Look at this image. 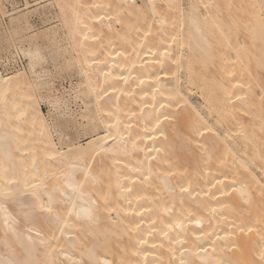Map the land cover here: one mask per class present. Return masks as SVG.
Masks as SVG:
<instances>
[{
  "label": "bare ground",
  "instance_id": "bare-ground-1",
  "mask_svg": "<svg viewBox=\"0 0 264 264\" xmlns=\"http://www.w3.org/2000/svg\"><path fill=\"white\" fill-rule=\"evenodd\" d=\"M54 1L59 23L36 33L35 9L9 18L27 63L0 70V264H264L263 12ZM39 37L92 92L82 144L67 100L39 91Z\"/></svg>",
  "mask_w": 264,
  "mask_h": 264
},
{
  "label": "rangeland",
  "instance_id": "rangeland-1",
  "mask_svg": "<svg viewBox=\"0 0 264 264\" xmlns=\"http://www.w3.org/2000/svg\"><path fill=\"white\" fill-rule=\"evenodd\" d=\"M0 1L2 4V8L5 12V15L3 16L0 15V70L2 72L3 71L2 65L7 64V61L10 58L17 59L18 62H21L25 66L27 63V60L21 54L17 53L18 51L15 49L16 46L12 44L13 42L16 41L15 38L18 37L17 36L18 34L15 35L11 33L10 31L11 29L9 28V22H10L9 18L12 16H16L18 14L30 12L35 9L33 13H31V15H29L28 17L30 23L33 25V29H30L29 31V34H32L48 26H52L59 23L58 21L59 18L56 17L57 14L59 13V10L54 0H0ZM190 1L191 0H178V2L182 3L183 6H188L191 3ZM193 1L196 2V0ZM247 1L248 4L249 2L255 3L258 6V9L261 10V13L262 12L264 13V5L260 2H257L259 0H246V2ZM137 2L141 8H144L146 5L145 0H137ZM224 13H225L224 15H226V12ZM263 13L262 15L264 16ZM242 19L244 21L245 17H243ZM17 31H19V29ZM20 35L22 36L23 34ZM217 35L219 34L217 33ZM217 35L216 37L215 36L214 37L217 38L218 37ZM38 43L41 44L42 46H45L43 48L48 55L53 56V60L51 62L44 64L45 74L43 75V77L45 78L46 85H43L44 89L42 90L40 89L39 91H43L44 93L46 92L47 95L60 96L63 97L64 100H67L68 108H70V111L73 114L77 115L78 130L81 133L80 136L78 137H72L73 142L82 144L87 140L85 139V137L88 135L87 130L89 129V124H91L93 119H95L96 117L94 114L95 110L93 108V106L95 107V105L93 103L94 98L92 92L89 90L87 86V82L83 77V75L77 71L74 65V60L71 58L72 57L71 53H67V52L65 53L63 51L64 53L59 52L60 54H58L57 48H53L52 44H49L42 37L38 38ZM59 44L61 46H64L66 43L60 41ZM252 62L253 61L250 62V65L253 68L254 63L251 64ZM254 69L258 75L264 74L263 69H261L262 73L258 68L256 67L253 68V71ZM257 70H259L260 73H258L259 71ZM255 92H256V88H255ZM191 97L192 100L194 101H198V102L200 101L199 95L198 93H196V90H193V94ZM40 104H41L42 112L44 113L46 119L49 121L50 120L48 116L49 106L47 105V102L42 101L40 102ZM236 104L238 105V103ZM246 117L247 120L250 119L249 118L250 116H246ZM253 121H256V118H254ZM73 131L74 130L69 129L66 130L65 132L67 133L69 132L68 134L70 136L71 135L74 136L76 134L75 133L73 134ZM57 146H59V143H57Z\"/></svg>",
  "mask_w": 264,
  "mask_h": 264
}]
</instances>
